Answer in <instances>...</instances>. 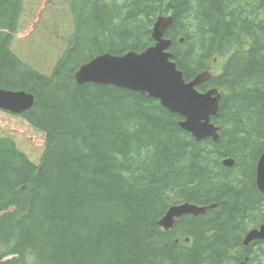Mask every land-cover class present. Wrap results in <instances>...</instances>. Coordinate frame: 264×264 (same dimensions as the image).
Returning a JSON list of instances; mask_svg holds the SVG:
<instances>
[{
  "label": "trees",
  "instance_id": "trees-1",
  "mask_svg": "<svg viewBox=\"0 0 264 264\" xmlns=\"http://www.w3.org/2000/svg\"><path fill=\"white\" fill-rule=\"evenodd\" d=\"M24 1L0 0V89L34 97L24 113L0 109V264L264 261V242L242 246L247 230L264 223L255 185L264 152V0L247 8L245 0H65L72 31L48 72L45 54L37 68L13 51ZM160 15L172 17L166 38L186 81L234 52L198 87L221 92L211 118L218 142L194 140L147 95L73 79L97 55L152 46ZM21 125L42 138L37 157L25 150ZM229 157L234 165L224 168ZM183 202L216 206L163 230L159 220Z\"/></svg>",
  "mask_w": 264,
  "mask_h": 264
},
{
  "label": "water",
  "instance_id": "water-1",
  "mask_svg": "<svg viewBox=\"0 0 264 264\" xmlns=\"http://www.w3.org/2000/svg\"><path fill=\"white\" fill-rule=\"evenodd\" d=\"M171 24V17H158L152 28L153 46L141 53L131 51L121 56L98 55L77 70L74 80L78 85H111L145 94L181 117L180 127L196 141L211 138L217 142L218 128L210 120L217 115L220 94L215 89L205 93L196 90L199 84L209 79L207 73L197 75L189 82L184 81L182 73L172 61V55L167 51L170 41L163 38ZM33 103L34 97L28 92L0 89L1 110L21 114L30 110ZM222 164L232 167L233 161L225 159ZM255 182L257 189L264 195V153L256 165ZM211 207L214 205H175L168 209L158 224L164 230H169L175 219L188 214L196 216ZM253 241H264V224L248 231L242 245L246 247Z\"/></svg>",
  "mask_w": 264,
  "mask_h": 264
},
{
  "label": "rangeland",
  "instance_id": "rangeland-1",
  "mask_svg": "<svg viewBox=\"0 0 264 264\" xmlns=\"http://www.w3.org/2000/svg\"><path fill=\"white\" fill-rule=\"evenodd\" d=\"M66 8L65 0H38L36 2L34 0H25L24 14L21 19L22 29L17 35L19 40L15 39L16 42L14 41L13 51L37 68H40L37 65V59L45 54V61L41 69L48 72L56 57L61 55L66 48L67 40L72 31V18L70 12L64 11ZM58 17H61L60 21ZM30 27H32L33 31L29 30ZM54 31H59V35L55 36ZM20 43L21 46L19 47ZM226 61V56L218 57L211 64V73L219 74ZM5 121L6 119L4 118L2 122ZM6 125L9 126L8 124ZM15 128L16 131L20 132L22 138H25V141H22L25 142V150L30 155L32 154V157H37L43 145L42 138L34 134L27 126L21 125L15 126ZM12 257V255H7L3 258L7 260ZM258 264H264L262 255L258 258Z\"/></svg>",
  "mask_w": 264,
  "mask_h": 264
},
{
  "label": "bare ground",
  "instance_id": "bare-ground-1",
  "mask_svg": "<svg viewBox=\"0 0 264 264\" xmlns=\"http://www.w3.org/2000/svg\"><path fill=\"white\" fill-rule=\"evenodd\" d=\"M246 1H247V2H246ZM249 1H250V0H245L246 4L243 5V6L247 8V7L249 6ZM238 2H239V1H238ZM57 12H58V11H57ZM53 15H54V14H53ZM160 16H161V15H160ZM169 17H171V16L169 15ZM171 18H172V17H171ZM54 19H55V18H54ZM152 24L154 25V21H153ZM152 28H153V26H152ZM21 29H22V28H21ZM16 36H17V35H16ZM25 37H26V36H25ZM150 37H151V39H152V29H151ZM167 38H168V37H167ZM14 39H15V38H14ZM13 42H14V41H13ZM15 42H16V41H15ZM33 42H34V41H33ZM178 42H179V41H178ZM34 43H35V42H34ZM171 43H172V42H171ZM181 43H182V42H181ZM20 46H21V43H20L19 47H20ZM170 46L172 47V45H170ZM15 49H16V48H15ZM169 49H170V48H169ZM170 51H171V50H170ZM19 52H20V51H19ZM129 52H131V51H129ZM136 53H138V52H136ZM233 53H234V52H233ZM233 53H232V54H233ZM14 54H15V52H14ZM103 54H106V53H103ZM172 54H173V53H172ZM20 55H21V53H20ZM14 56H15V55H14ZM19 57H20V56H19ZM20 58H21V57H20ZM16 61H17V60H16ZM89 61H90V60H89ZM89 61H87V62L81 64V65L79 66V68H80L82 65L88 63ZM79 68H78V69H79ZM78 69H77V70H78ZM77 70L75 71V73L77 72ZM75 73H74V75H75ZM181 73H182V72H181ZM200 74H201V73H198V74L194 75V77H193L191 80H193L197 75H200ZM74 75H73V79H74ZM182 75H183V73H182ZM183 79H184V77H183ZM191 80H189V81H191ZM184 81H185V82H189V81H186L185 79H184ZM206 82H208V80H205L204 82H202V83L200 84V86H201L202 84H205ZM91 84H92V83H91ZM79 86H80V85H79ZM212 89L217 90V92L220 94V100H221L222 95H221L220 90H218L217 88H211V87H210V88L206 89L204 92H207V91L212 90ZM22 91H23V90H22ZM220 100H219V102H220ZM218 106H219V103H218ZM217 128H218V126H217ZM218 134H219V128H218ZM226 159H232V161H233V165H234V160H233L234 158H230V157H229V158H226ZM233 165H232V166H233ZM224 168H225V167H224ZM228 168H231V167H228ZM255 185H256V182H255ZM256 188H257V186H256ZM257 190H258V189H257ZM258 191H259V190H258ZM259 192H260V191H259ZM260 193H261V192H260ZM184 203H186V204H190V203H187V202H183V203H179V204H174V205H172V206L180 205V204H184ZM190 205H195V204H190ZM172 206H169V208L172 207ZM195 206H197V205H195ZM209 206H213V205L198 206V207H209ZM215 206H216V205L214 204V207H211V208H215ZM169 208H168V209H169ZM211 208H209V209H211ZM168 209H167V211H168ZM207 210H208V209H207ZM207 210H206V211H207ZM167 211H166V212H167ZM206 211H205V212H206ZM166 212H165V214H166ZM165 214H164V215H165ZM164 215H163V216H164ZM180 218H181V217H180ZM160 220H161V219H160ZM160 220H159V221H160ZM158 225H159V224H158ZM159 226H160V225H159ZM160 227H161V226H160ZM172 227H173V226H172ZM161 228H162V227H161ZM162 229H163V228H162ZM163 230H164V229H163ZM170 230H171V229H170ZM33 238H34V237H33ZM38 238H39V237H38ZM36 239H37V238H35V240H36ZM38 242H40V241H38ZM185 242L187 243V242H188V239H185ZM36 243H37V242H36Z\"/></svg>",
  "mask_w": 264,
  "mask_h": 264
}]
</instances>
